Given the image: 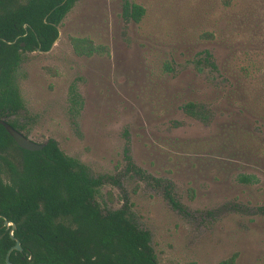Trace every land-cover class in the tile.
<instances>
[{"label":"rangeland","instance_id":"374dc122","mask_svg":"<svg viewBox=\"0 0 264 264\" xmlns=\"http://www.w3.org/2000/svg\"><path fill=\"white\" fill-rule=\"evenodd\" d=\"M126 3L143 8L139 21ZM58 29L17 73L28 138L54 139L105 178L97 201L127 204L158 264H264V0H77ZM72 38L100 53L78 55ZM204 50L218 70L196 69ZM126 151L146 178L126 170Z\"/></svg>","mask_w":264,"mask_h":264},{"label":"trees","instance_id":"16d2710c","mask_svg":"<svg viewBox=\"0 0 264 264\" xmlns=\"http://www.w3.org/2000/svg\"><path fill=\"white\" fill-rule=\"evenodd\" d=\"M76 1L0 0V120L26 137L28 129L19 117L24 104L18 70L26 52L50 50L59 25ZM143 13L141 6L126 3V17L139 21ZM71 43L78 55L100 53L88 40L72 38ZM202 54L194 62L196 69L218 70L211 53L204 50ZM226 72L237 82L240 73L230 72L229 66ZM238 85L229 81V97ZM68 101L73 111L82 105L74 84L69 87ZM197 105L188 102L182 108L204 118V108ZM44 143L40 151L24 150L0 123V264H6V254L16 240L21 251L10 253L13 264H158L149 232L138 227L127 204L109 210L97 201L105 178L94 177L54 139ZM125 159L127 171L146 178L127 151ZM171 188V183L165 185L164 195L180 210ZM260 211L264 215V208ZM5 221L14 224L12 234V225ZM219 264H232V260Z\"/></svg>","mask_w":264,"mask_h":264},{"label":"water","instance_id":"95a60500","mask_svg":"<svg viewBox=\"0 0 264 264\" xmlns=\"http://www.w3.org/2000/svg\"><path fill=\"white\" fill-rule=\"evenodd\" d=\"M59 37V36H58ZM58 39V38H57ZM57 39L54 41V43L57 41ZM54 43L52 44V46L54 45ZM51 46V48H52ZM50 48V49H51ZM0 123L5 127L6 131L9 133V135L12 137V139L15 141V143L22 149L27 150V151H40L43 149L45 143H36L32 140H30L28 137H26L24 134H22L21 132L17 131L16 129H14L13 127H11L9 124H7L6 122H4L3 120H0ZM5 225H12V230L10 232V234H12L13 229H14V224H11L7 221L4 222ZM13 250H18L21 251V247L19 244V241L16 240V243L13 247H11L7 254H6V264H13L9 261V255ZM40 264H44V263H40Z\"/></svg>","mask_w":264,"mask_h":264},{"label":"flooded vegetation","instance_id":"af4514ba","mask_svg":"<svg viewBox=\"0 0 264 264\" xmlns=\"http://www.w3.org/2000/svg\"><path fill=\"white\" fill-rule=\"evenodd\" d=\"M59 30V29H58ZM58 36H59V34H58ZM58 38V37H57ZM39 52V51H38Z\"/></svg>","mask_w":264,"mask_h":264}]
</instances>
